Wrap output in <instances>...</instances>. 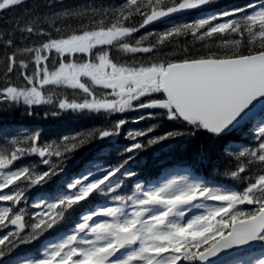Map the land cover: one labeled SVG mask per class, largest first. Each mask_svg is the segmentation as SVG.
Listing matches in <instances>:
<instances>
[{
	"label": "snow or ice",
	"instance_id": "snow-or-ice-1",
	"mask_svg": "<svg viewBox=\"0 0 264 264\" xmlns=\"http://www.w3.org/2000/svg\"><path fill=\"white\" fill-rule=\"evenodd\" d=\"M24 3L0 0V12ZM213 3L215 0H124L116 11L89 8L86 12L93 18L100 16L99 22L93 19L94 26H81L60 38H51L40 28L39 16L29 12L26 19L17 22L12 34L0 38V45L14 48L15 32L26 34L25 38L49 37L38 47L21 50L34 54L31 73L27 71L29 64L16 51L6 58L4 75L19 69L28 86L0 88V103L22 100L29 108L52 104L44 91L46 86H66L80 90L86 98L82 102L60 99L55 105L59 111L87 110L112 116L129 110L156 109L159 111L144 112L131 122L165 119L177 125L161 135L153 134L157 124L129 130L127 138L132 143L122 150L130 154L125 160L115 167L90 163L67 181L65 187L70 191L54 202L43 197L34 200L32 206L39 211L27 220L26 208L16 207L27 200L20 185L27 188L49 183L64 171L70 153L86 141L98 139L111 144L129 121H110L109 127L95 129L87 138L64 136L55 149L56 142L39 145L38 131L24 141L12 140L14 150L0 153V202L12 204L0 208V264H264V0H245L232 9L201 15L194 22L175 24L163 33H148L139 40L134 36L163 18ZM84 14L56 13L50 26L61 17ZM136 16L141 18L138 24L132 22ZM188 35L199 41L219 40L231 50L175 62L117 63L111 55L113 49L124 54L154 53L160 46ZM150 38L152 42L142 46ZM132 40L134 44L128 42ZM53 52L59 57L58 67L49 71L46 62ZM77 54L88 59H68ZM88 81L110 91L97 99ZM251 120H256L252 129L255 147L240 150L234 157L236 170L224 173L230 179L246 181L242 192L223 190L203 179L183 175L155 186L136 179L130 194H114L126 180L139 176V172L125 166L147 147L202 133L226 137ZM223 153L231 162L229 146ZM27 156H38L39 164L47 170L10 168ZM51 157L58 158L59 163ZM253 165L259 166L254 177L241 175L250 172ZM93 194L109 197L110 202L84 211L70 234L58 242L49 240L35 256L11 257L16 249L42 237L69 210ZM205 201L217 203L208 205ZM243 205L250 207H240ZM253 245H260L258 252L251 251ZM241 249H249V253L240 257ZM229 253L238 258L234 262L221 259Z\"/></svg>",
	"mask_w": 264,
	"mask_h": 264
},
{
	"label": "trees",
	"instance_id": "trees-1",
	"mask_svg": "<svg viewBox=\"0 0 264 264\" xmlns=\"http://www.w3.org/2000/svg\"><path fill=\"white\" fill-rule=\"evenodd\" d=\"M243 2H245V0H222L220 5L235 6ZM123 4L124 0H25L24 4L10 11L0 12V38H3L5 33L12 34L17 22L22 18L26 19L29 12L39 16L40 28L50 33L51 38H60L61 36H66L73 30L81 28V26H94L92 23L93 19H95L97 23L99 22L101 17L96 16L93 18L90 12H86L87 9L109 8L116 11L118 8L122 7ZM64 11L72 13L85 11V14L61 17L60 19H56L50 26V21L55 14ZM140 19V17L136 16L133 18L132 22L138 24ZM105 23L107 24L108 20H105ZM166 27L167 26L163 23L154 22L141 29L138 33H135V40H139L141 36L148 33H163ZM56 28H60L61 32H56ZM25 36H21L19 32H15L13 39L15 40L16 47L14 48L0 45V88L5 86L25 88L28 86L20 75L19 69H17L15 73L7 76L4 75L5 60L12 55L13 51H16L19 58L25 60L29 64L27 71L31 73L35 66L34 54L23 53L21 50L26 47H38L41 42L46 41L49 37L41 36L37 38L33 36L31 38H25ZM135 40L128 42L134 44ZM150 42H152V38H150L149 41H145L142 46H147ZM185 50H187V52H185ZM230 50L231 48H224L219 40L199 41L194 39L191 35H188L181 36L171 43L160 46L154 53L124 54L118 49H113L111 55L114 58V62L117 63L122 61L129 63H149L154 61L173 62L185 58L190 59L207 55L209 52H220L222 54ZM49 55L50 61L46 63L49 68H53L57 55L54 52ZM53 93L55 95H62L65 99H75V95L66 94L65 88H58L53 91ZM55 105L56 103H52L29 108L24 104L12 101L0 103V153L10 154V152L14 150V146L10 143L12 140L18 142L24 141L28 136L34 135L37 131L40 133L39 145L43 146L48 143L56 142L53 144V148L55 149L64 136L71 137L78 135L81 138H87L89 132L98 128L109 127L110 121L115 122L117 119L124 118L129 122L122 128L120 136L112 138L111 144H109L108 141H100L98 139L93 142L86 141L84 146L70 153L64 171L53 178L49 183L42 186H30L27 188H25L24 185H20V187L25 190L27 200L16 207L26 208V212L29 214L26 215V220L29 219L30 214L36 210L32 206V202L36 200V198L51 197L56 192H62L67 181L73 176L79 175L90 163H97L98 166L110 165L115 167L125 160L130 154L122 150L126 145L132 143V141L125 136L129 130L146 129L153 124H157L158 127L153 134L161 135L177 126L176 122L167 121L165 119H145L139 123L131 122L144 112L159 111L156 109H145L141 111L131 110L123 114L107 116L103 113L97 114L87 110L59 111ZM28 112L32 114L29 115ZM54 112L55 115H53ZM45 113H47V115H45ZM236 136H238V134H234L233 143L242 141V139H238ZM138 139L146 142L145 137H140ZM229 142L230 140L227 136L216 138L209 136L207 133H202L195 137L176 138L149 146L145 150L135 154V159L125 166L126 168L139 172V176L126 180L123 188L130 189L133 183L132 181L136 179H143L145 181L154 180L166 170L181 168L187 164L197 166L198 162L194 160L197 159L199 162L204 161L203 154L206 153L205 150L208 155H214L212 164L219 166L221 158L224 155L223 149L226 145L228 146ZM19 146L24 145L21 144ZM102 149L103 152L101 153ZM231 149L232 147L229 148V150ZM39 159L38 156H27L14 162L13 165H10V168L15 170L22 166H31L36 171L47 170V166L39 164ZM50 159L59 163L58 158L51 157ZM210 171L207 172L211 173ZM7 190L9 191V189ZM66 190L67 189L64 190L63 194L67 193ZM98 200L99 196L93 194L87 201L81 202L78 206H74L73 209L65 214V217L57 225L31 244L22 245L16 249L15 252L11 254V257L15 258L33 252L37 253L41 250L43 243H47L49 240H53L58 236V234L65 232L71 227L72 223L78 219L83 211L89 210L97 205L99 203ZM3 203L7 207L12 206L11 202Z\"/></svg>",
	"mask_w": 264,
	"mask_h": 264
},
{
	"label": "rangeland",
	"instance_id": "rangeland-1",
	"mask_svg": "<svg viewBox=\"0 0 264 264\" xmlns=\"http://www.w3.org/2000/svg\"><path fill=\"white\" fill-rule=\"evenodd\" d=\"M174 178H175V179H178V178H176V177H169V178H167L166 181H164V182H162L161 184H158V185H162L163 183H165V182H167V181H169V180H172V179H174ZM124 195H127V194H124ZM105 202H110L109 197H107V198L104 200V203H105ZM104 203H103V204H104ZM204 203H206V202H204ZM206 204H207V203H206ZM101 205H102V204H101ZM101 205H99V206H101ZM99 206H97V207H99ZM63 237H64V236H63ZM63 237H62V238H63ZM60 239H61V238H60ZM60 239H59V240H60ZM59 240H58V241H59ZM58 241H56V242H58ZM233 262H234V261H233Z\"/></svg>",
	"mask_w": 264,
	"mask_h": 264
}]
</instances>
